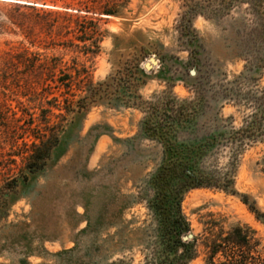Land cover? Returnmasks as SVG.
I'll return each instance as SVG.
<instances>
[{
	"label": "rangeland",
	"instance_id": "obj_1",
	"mask_svg": "<svg viewBox=\"0 0 264 264\" xmlns=\"http://www.w3.org/2000/svg\"><path fill=\"white\" fill-rule=\"evenodd\" d=\"M104 8L121 15L85 11ZM65 12H76V47L62 26ZM86 14L100 17L96 54V35L87 29L81 37L80 23L94 25L78 18ZM135 56L151 75L139 90L143 98L171 90L192 101L200 136L241 126L264 89V32L248 0L227 8L220 0H0V264H144L151 256L155 226L144 194L162 146L138 135L144 113L101 103L71 123L74 114L65 109L85 96L82 85L105 80ZM151 57L157 62L147 70ZM63 71L72 75V89L44 80ZM54 133L61 141L46 165L12 183L26 172L36 136ZM231 156L230 148H218L206 164L218 173L231 167L238 195L207 187L184 195L187 234L198 237L200 251L191 264H205L208 226L237 223L257 231L255 255L264 261V223L241 197L264 213V141Z\"/></svg>",
	"mask_w": 264,
	"mask_h": 264
},
{
	"label": "trees",
	"instance_id": "obj_2",
	"mask_svg": "<svg viewBox=\"0 0 264 264\" xmlns=\"http://www.w3.org/2000/svg\"><path fill=\"white\" fill-rule=\"evenodd\" d=\"M246 0H220L222 8H227L235 2ZM255 10L259 29L264 32V0H248ZM83 11L79 9L78 12ZM88 14L98 16H120L121 11L104 8L102 10H85ZM62 14L68 22L63 28L66 33L72 34L74 39H69L71 46L76 47V12ZM86 15H78L81 20L94 23L92 28L79 24L82 31L81 37L91 30L96 36L91 52L98 53L101 50L99 30V18ZM188 18V17H187ZM192 15L189 16L184 30L190 31ZM84 40V39H82ZM67 43V42H66ZM115 49L119 48L118 43ZM118 46V47H117ZM143 58H134L122 61L114 71L102 81L94 83L89 81L82 85L85 96L77 102L70 101L65 107L68 113H73V120L81 118L94 104L112 103V105H124L138 107L144 113L139 125L138 135L157 141L162 146L161 161L151 173L146 191L147 206L154 223V240L151 256L147 257L144 264H191L199 257L198 237L185 240L184 236L191 230L190 222L182 209V201L186 192L193 188L207 187L219 188L225 192L238 195L235 189L234 172L231 167L226 172L218 173L206 164L218 148H230L231 158L235 160L238 153L245 146L264 141V89L254 96L252 105L254 110L243 120L242 125L236 127L230 125L227 128L217 129L205 135H197L193 120L199 112V107L187 99L178 98L171 90L155 96L149 100L139 93L140 88L147 83L150 74L141 66ZM45 65V64H44ZM43 66V63H40ZM163 69L159 71L161 78ZM45 78V81L54 79L60 82V86L72 89L74 81L71 74L63 71L60 78ZM171 84V79L167 78ZM36 136L39 142L34 141L27 156L26 172L13 178L12 183L18 185L24 183L39 168H42L59 145L61 138L59 133L51 134L48 138ZM10 182V183H11ZM14 185V186H15ZM13 186V187H14ZM6 190L10 187L5 186ZM242 200L264 223V213L251 204L248 195ZM1 198L5 194L0 193ZM257 231L246 224L237 223L228 230L206 228L203 234L202 245L205 248V264H264L260 256L255 255L259 240ZM111 264H130L125 259H118Z\"/></svg>",
	"mask_w": 264,
	"mask_h": 264
},
{
	"label": "water",
	"instance_id": "obj_3",
	"mask_svg": "<svg viewBox=\"0 0 264 264\" xmlns=\"http://www.w3.org/2000/svg\"><path fill=\"white\" fill-rule=\"evenodd\" d=\"M157 62V60L154 57H151L150 60L146 61L144 66L147 70H151L154 67V64ZM193 238V234L189 233L184 236L185 240Z\"/></svg>",
	"mask_w": 264,
	"mask_h": 264
},
{
	"label": "bare ground",
	"instance_id": "obj_4",
	"mask_svg": "<svg viewBox=\"0 0 264 264\" xmlns=\"http://www.w3.org/2000/svg\"><path fill=\"white\" fill-rule=\"evenodd\" d=\"M155 65V64H154Z\"/></svg>",
	"mask_w": 264,
	"mask_h": 264
}]
</instances>
